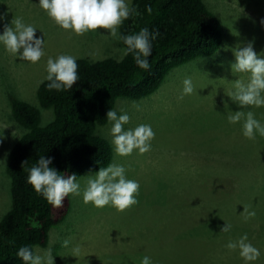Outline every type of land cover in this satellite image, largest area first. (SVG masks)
Listing matches in <instances>:
<instances>
[{
    "label": "rangeland",
    "instance_id": "obj_1",
    "mask_svg": "<svg viewBox=\"0 0 264 264\" xmlns=\"http://www.w3.org/2000/svg\"><path fill=\"white\" fill-rule=\"evenodd\" d=\"M203 2L223 30L221 48L211 57L173 69L151 96L141 100L119 98L115 103L113 111L118 116L127 113L130 117L123 126L125 130L151 125L155 132L151 150L119 157L109 135L111 122L95 132L112 148L110 164L124 166L126 177L139 183L138 204L124 212L85 204L83 190L88 177L96 172L85 174L76 181L81 195L69 194L70 210L64 222L50 230L47 246L35 248L34 255L50 251L54 264H141L144 256L150 257L152 264H188L200 255L195 253L200 243L203 257L208 254L229 264H245L239 249L232 254L225 245L247 234L248 242L253 240L250 243L261 256L264 245L253 234L257 223L251 221L264 209V137L257 134L254 140L245 138L243 120L229 124L227 117L235 111H252L264 123V107L241 109L227 93L234 90L236 79L248 80L247 73H232L233 50L253 42L254 51L264 55V0ZM38 3L0 0V15L7 14L0 20V34L13 17H23L25 24L37 29L36 37L45 41L44 56L36 64L10 55L0 44V217L10 206L9 181L2 160L10 141L20 133L8 120L7 97L38 107L36 88L47 75L49 57L66 54L98 60L123 56L120 41L107 30L76 36L57 26ZM187 77L195 90L180 100ZM46 111L40 109V114L50 119ZM206 190L216 191L217 196L211 198ZM250 207L255 216L245 220L241 213L244 208L250 211ZM220 219L231 224V231L221 232L226 223ZM216 231L218 239L226 244L218 243L211 252L210 242ZM260 232L264 235L263 230ZM64 240L69 241L67 247ZM210 264L219 263L211 260Z\"/></svg>",
    "mask_w": 264,
    "mask_h": 264
},
{
    "label": "trees",
    "instance_id": "obj_2",
    "mask_svg": "<svg viewBox=\"0 0 264 264\" xmlns=\"http://www.w3.org/2000/svg\"><path fill=\"white\" fill-rule=\"evenodd\" d=\"M128 6L140 15L133 14L125 20L118 28L119 34H136L142 28L159 33L150 41L149 69L139 68L132 54L120 59L82 57L76 59L79 80L71 90L49 91V82L44 79L36 88L38 107L7 97L8 120L20 133L10 141L2 160L9 181L10 206L0 217V264H24L17 256L21 247H30L33 254L35 248H45L50 230L62 224L70 210L69 195L63 207L56 209L27 183L29 170L40 156L52 158L49 167L64 178L75 174L77 181L85 174L98 172L111 163L112 148L95 132L108 123L107 112L114 110L117 99L141 100L151 96L173 69L213 56L223 44V30L203 0H130ZM147 6L151 7L150 13ZM119 41L124 49L126 46ZM40 109L49 111L50 119H44ZM205 192L211 198L217 196L216 191ZM249 210L253 211L251 207ZM251 222L257 223L253 234L264 245L260 232L264 231V209ZM215 235L210 242L211 252L218 243L226 244L218 239V231ZM196 245L195 253L200 255L188 264H210L211 260L229 264L208 254L203 257L200 243ZM255 261L264 264L263 249Z\"/></svg>",
    "mask_w": 264,
    "mask_h": 264
},
{
    "label": "clouds",
    "instance_id": "obj_3",
    "mask_svg": "<svg viewBox=\"0 0 264 264\" xmlns=\"http://www.w3.org/2000/svg\"><path fill=\"white\" fill-rule=\"evenodd\" d=\"M38 6L57 26L76 36L98 29L107 30L112 38L121 40L126 46L122 50L123 56L132 54L139 68L149 69L148 57L152 55L150 41L155 40L159 33H150L148 28H142L136 34H119L118 28L125 20L133 14L140 15L135 8L128 6L126 0H39ZM147 11L151 12L150 6H147ZM6 15H0V20H4ZM261 24L264 25V20H261ZM36 30L34 26L25 24L23 17H13L10 24L4 25L0 44L10 55L16 58L19 56L21 61L36 64L44 56L45 43L44 38L36 37ZM233 54L235 63L231 64L232 73H247L248 80L245 83L242 79H236L234 90L228 92L227 96L241 109L264 107V55L254 51L253 42H248L244 47H237ZM77 69L76 58L71 55L61 54L55 59L49 57L45 77L49 82L48 90H71L79 80ZM194 90L191 78H185L178 99L182 100L185 95H191ZM106 118L112 124L109 135L112 137L111 142L117 156H130L134 151L143 155L151 150V141L155 138L151 125L140 124L134 129L125 130L123 126L129 123V115L125 113L118 116L111 109ZM241 120L245 138L254 140L257 134L264 137V123L257 120L252 111H235L227 117L229 124H236ZM51 163L52 158L40 156L37 164L29 170L27 183L36 193L41 194L48 204L59 209L63 207V202L69 194L81 195L80 184L76 182L75 174L64 178L54 168L49 167ZM139 190V183L126 177L125 167L112 163L101 167L94 176L88 177L82 196L85 204L91 203L96 208L111 206L117 212H124L138 204L136 197ZM241 215L248 220L255 216V212L244 208ZM231 227V224L226 223L221 232L227 233L231 231ZM68 243V240H64L63 246L67 247ZM225 247L230 251L239 249V255L245 264H250L260 256L259 249L248 242L247 234L236 241L230 240ZM17 256L24 264H54L50 251L44 252L43 255H34L32 249L27 246L19 248ZM141 264H152V261L150 257L144 256Z\"/></svg>",
    "mask_w": 264,
    "mask_h": 264
}]
</instances>
